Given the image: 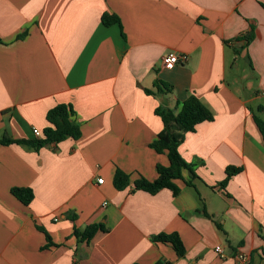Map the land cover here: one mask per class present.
<instances>
[{
    "label": "crops",
    "instance_id": "obj_1",
    "mask_svg": "<svg viewBox=\"0 0 264 264\" xmlns=\"http://www.w3.org/2000/svg\"><path fill=\"white\" fill-rule=\"evenodd\" d=\"M104 14L119 23L106 26ZM0 39V140L36 139L58 104L74 107L82 131L39 151L0 145V264H236L241 251L264 264V140L253 117L264 121V0H0ZM172 53L188 60L166 68ZM243 67L253 83L240 84ZM190 94L214 116L179 147L196 177L184 171L177 196L135 190L169 166L150 147L163 129L156 109L178 110ZM227 167L241 171L224 191ZM117 169L130 176L124 191ZM13 188L32 189V203ZM100 223L108 231L90 243L74 236ZM173 232L184 256L151 240Z\"/></svg>",
    "mask_w": 264,
    "mask_h": 264
},
{
    "label": "trees",
    "instance_id": "obj_2",
    "mask_svg": "<svg viewBox=\"0 0 264 264\" xmlns=\"http://www.w3.org/2000/svg\"><path fill=\"white\" fill-rule=\"evenodd\" d=\"M102 21L106 26L119 23L117 16L104 14ZM20 35L18 38H23ZM254 38L251 32L247 35L246 41L250 43ZM0 43L2 40L0 39ZM155 86L162 93H171L172 86L157 81ZM148 94L152 92L147 90ZM156 115L162 119L163 129L158 134L156 140L150 145L157 153L166 154L169 160V166H157L158 177L154 181L147 180L144 177L138 178L134 182L135 190L148 192L152 195L159 193L163 189H168L174 196H177L181 189L177 185V180H184V171H189L192 177H196V164L186 162L180 152L179 147L184 142L185 136L189 132H194L196 127L206 121H213L212 112L201 102L194 94H190L188 98L178 104V110H171L167 107H158ZM254 121L264 140V121L253 114ZM48 126L43 129L42 137L33 140H14L11 138H2L0 145L23 144L30 149L39 151L41 148L51 144H59L69 138L79 139L82 136L81 125L77 120L74 107L71 104H58L50 109L46 116ZM241 168L227 167L226 178L218 183V187L225 191L228 181L232 176L239 173ZM189 183V182H187ZM113 185L116 190L124 191L130 185V176L124 171L117 169L113 177ZM12 194L24 205L28 206L34 200V193L30 188H13ZM75 221V217H71ZM220 228V226L218 225ZM43 232V229L40 228ZM108 229L103 224H90L84 230L74 227V236L79 242L90 243L98 232H107ZM48 245L53 246L51 237L45 232ZM155 243L170 245L178 256H184L186 249L182 239L176 232L160 233L151 237ZM164 264V263H157Z\"/></svg>",
    "mask_w": 264,
    "mask_h": 264
},
{
    "label": "built area",
    "instance_id": "obj_3",
    "mask_svg": "<svg viewBox=\"0 0 264 264\" xmlns=\"http://www.w3.org/2000/svg\"><path fill=\"white\" fill-rule=\"evenodd\" d=\"M188 60V56L186 55H182L179 56L175 53L169 54L165 57H163L162 59V63L166 68H170L178 63H184ZM33 135L36 138H41L42 137V133L37 130V129H33ZM98 184H103L104 180L102 178L97 180ZM106 204V203H105ZM217 254L220 255L222 258L225 257V253H224V249L223 248H218L216 250ZM235 260H236V264H250V257L248 256V254H246L245 252L241 251L239 253H237V255L235 256Z\"/></svg>",
    "mask_w": 264,
    "mask_h": 264
},
{
    "label": "rangeland",
    "instance_id": "obj_4",
    "mask_svg": "<svg viewBox=\"0 0 264 264\" xmlns=\"http://www.w3.org/2000/svg\"><path fill=\"white\" fill-rule=\"evenodd\" d=\"M240 64H241V63H240ZM240 66H242V64H241ZM235 69H236V68H235ZM235 69L232 70V73H233V74H237V70H238V69H236V70H235ZM239 70H240V71H239L240 73H238V74H241V76L243 77V78L240 80V84L244 83V84H247V85H248L249 82H252V83H253L252 80H251V81L249 80V78L247 77V75H244V74H243L244 67H243L242 69H239ZM236 86H237V85H236ZM263 118H264V117H263Z\"/></svg>",
    "mask_w": 264,
    "mask_h": 264
}]
</instances>
